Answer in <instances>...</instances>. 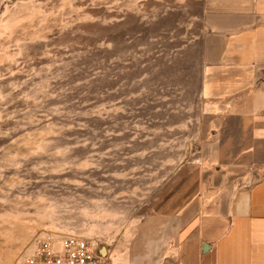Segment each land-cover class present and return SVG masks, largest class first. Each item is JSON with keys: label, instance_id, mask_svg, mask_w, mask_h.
I'll list each match as a JSON object with an SVG mask.
<instances>
[{"label": "rangeland", "instance_id": "1", "mask_svg": "<svg viewBox=\"0 0 264 264\" xmlns=\"http://www.w3.org/2000/svg\"><path fill=\"white\" fill-rule=\"evenodd\" d=\"M190 0H0V264L112 255L193 165Z\"/></svg>", "mask_w": 264, "mask_h": 264}, {"label": "crops", "instance_id": "2", "mask_svg": "<svg viewBox=\"0 0 264 264\" xmlns=\"http://www.w3.org/2000/svg\"><path fill=\"white\" fill-rule=\"evenodd\" d=\"M190 1L199 27L193 165L101 255L113 264H264V0Z\"/></svg>", "mask_w": 264, "mask_h": 264}, {"label": "built area", "instance_id": "3", "mask_svg": "<svg viewBox=\"0 0 264 264\" xmlns=\"http://www.w3.org/2000/svg\"><path fill=\"white\" fill-rule=\"evenodd\" d=\"M22 264H113L99 256L88 242L67 236L53 242L49 238L36 241L34 251Z\"/></svg>", "mask_w": 264, "mask_h": 264}]
</instances>
